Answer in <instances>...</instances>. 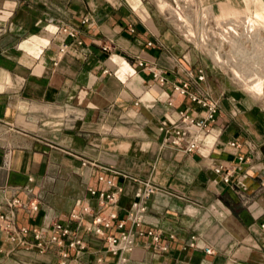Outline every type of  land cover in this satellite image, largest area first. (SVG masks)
Returning <instances> with one entry per match:
<instances>
[{
  "label": "crops",
  "instance_id": "crops-1",
  "mask_svg": "<svg viewBox=\"0 0 264 264\" xmlns=\"http://www.w3.org/2000/svg\"><path fill=\"white\" fill-rule=\"evenodd\" d=\"M171 22L155 0H0V264H60L51 231L40 251L32 230L68 221L85 202L98 209L87 190L109 188L100 175L120 188L118 204L101 210L118 217L103 235L85 229L86 217L76 235L87 247L77 258L67 248L68 264H116L106 237L119 235L116 223L148 182L138 229L159 239L137 237L124 264H264V119L212 90L213 76L196 80L201 56ZM188 73L192 89L220 99L211 132L190 153L158 128L198 109L173 90Z\"/></svg>",
  "mask_w": 264,
  "mask_h": 264
},
{
  "label": "built area",
  "instance_id": "built-area-1",
  "mask_svg": "<svg viewBox=\"0 0 264 264\" xmlns=\"http://www.w3.org/2000/svg\"><path fill=\"white\" fill-rule=\"evenodd\" d=\"M180 9V2H178V0H173V10L176 14L177 22H184L182 18L184 14ZM186 17L189 19V29H187L185 33H182L183 37L189 36L188 41L191 44L190 46L197 53H202L204 49H208L209 47L208 36L210 33L213 34V32H211V28H213L212 23L210 24L211 20L204 14H201V16H198L195 20L191 14L186 15ZM213 25H216V23ZM176 28L179 29V26L177 25ZM221 30L223 31L222 35L226 36L230 32L235 34L237 32V27L234 22H231L229 25H225L224 28L221 27ZM62 31L67 32L72 37L76 33L75 31L68 30L66 27H63ZM148 44H150V42H148ZM138 65L145 67L147 63L138 61ZM149 68L151 72H153L154 78L159 81L165 80V77L160 71L155 72L152 70V67ZM206 70L207 66H202L196 70V80L198 82H202L205 79L207 74ZM132 73H134L133 69L131 74ZM191 76L192 73H188L186 79L179 80L172 86L173 90L187 97V99H190L198 109L195 111H189L187 109L178 110L175 118L172 119L166 117L161 120L158 127L160 131L164 133V140L166 142H169L174 146L185 143L184 151L186 153L198 150L199 144L204 137L211 132V125L216 121L220 108L219 99L210 96L208 92L201 93L198 90L191 88ZM236 145L235 141L231 142V146ZM241 159H243L242 156L239 157V160ZM213 170L216 173H220L224 171L223 165L219 164L218 166H215ZM231 174V170L225 168V172L222 175V181L229 183ZM98 179L109 187L106 190H98L94 187L88 188L87 191L90 197H95L97 199L98 209H94L88 202H85L80 206L78 211L69 213L70 219L68 221L54 220L53 222L45 224L42 229L32 230L35 240H39L36 243V246H38L40 251H44L47 247V241L44 239V232L46 233L48 230L51 231L48 242H53L61 247L60 264H68L69 255L67 248H73L76 250L75 258L79 257V255L86 249L87 245L85 241L76 235L78 228L83 224L86 217H90V221L85 229L89 232L101 235L104 234V229L110 228L112 222L118 217L117 213L114 211H108L104 214L101 210L107 204L112 206L118 204L120 188L116 187L111 178H106L103 175H100ZM152 191L153 186H151L149 182L144 184V188H139L130 208L126 212V218L122 217L115 225V228L119 231V235L108 234L106 237L108 250L117 258L116 264H124L127 261L126 253L132 251L136 247L137 237L147 235L151 237L153 241H158L159 239V233L153 230L144 232L138 229L143 221L146 202ZM11 202V204L15 205H18L19 203L17 199H13ZM35 209H37V203H31V210ZM0 218H4V215L0 214ZM126 221L130 222L128 227L125 226ZM70 222L75 224L73 228L70 226ZM7 227H10V225H7L6 228ZM17 233L26 234L28 233V228L26 226H21V228L17 230ZM12 239L14 240L15 237H12ZM190 246L197 247L194 242L190 243ZM201 248L206 254L211 252V247L208 245L202 246ZM101 261L102 258L98 257L97 262Z\"/></svg>",
  "mask_w": 264,
  "mask_h": 264
},
{
  "label": "rangeland",
  "instance_id": "rangeland-1",
  "mask_svg": "<svg viewBox=\"0 0 264 264\" xmlns=\"http://www.w3.org/2000/svg\"><path fill=\"white\" fill-rule=\"evenodd\" d=\"M155 1L162 15L172 20L175 28L179 26L180 39L186 45H191L189 36L183 37L182 34L189 29L186 15L191 14L195 20L204 14L211 20L213 34L208 36L209 47L197 54L202 58L199 59L202 66H207V74L213 76L210 83L212 90L221 93L222 97L223 94L225 96L222 92L225 90L235 105L240 101L245 102L251 119V116L258 120L264 119V21L257 18L253 0L248 5L243 0H222L214 4L208 0H178L184 22H177L173 0ZM234 20L238 21L234 22L237 32L222 35L221 27ZM259 79L262 92L256 94L250 87Z\"/></svg>",
  "mask_w": 264,
  "mask_h": 264
},
{
  "label": "bare ground",
  "instance_id": "bare-ground-1",
  "mask_svg": "<svg viewBox=\"0 0 264 264\" xmlns=\"http://www.w3.org/2000/svg\"><path fill=\"white\" fill-rule=\"evenodd\" d=\"M251 1H252V0H243L244 4H247V5H248ZM253 2H254V12H255L257 18H260L261 20L264 21V0H253ZM235 21L238 22L237 20H234L233 22H235ZM245 23H248V24H249V22H247V20H245ZM249 25H250V24H249ZM127 72L131 74L132 71H131V69L129 68V69L127 70ZM250 89H251L254 93H256V94H260V93L262 92V83H261L260 79H259L257 82H255V84L252 85V86L250 87Z\"/></svg>",
  "mask_w": 264,
  "mask_h": 264
}]
</instances>
